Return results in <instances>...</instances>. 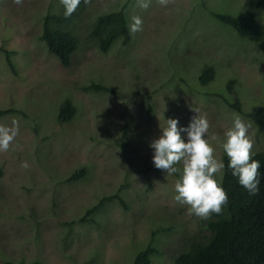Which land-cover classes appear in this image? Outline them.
Returning a JSON list of instances; mask_svg holds the SVG:
<instances>
[{"label": "rangeland", "instance_id": "374dc122", "mask_svg": "<svg viewBox=\"0 0 264 264\" xmlns=\"http://www.w3.org/2000/svg\"><path fill=\"white\" fill-rule=\"evenodd\" d=\"M257 1L151 0L141 9L137 0H88L70 28L78 48L64 67L39 39L43 16L59 12L60 0H0V111H15L0 114V123L15 119L19 126L9 150L0 152V264H132L149 243L156 249L151 264H174L191 236L209 235L205 219L173 199L180 173L154 167L149 141L165 119L186 126L203 115L208 143L221 159L224 132L238 114L251 125L253 151H264V134L246 117L264 106L263 54L212 16L251 12L264 40V8ZM124 3L129 23L133 15L142 18V31L103 53L89 36L90 24ZM206 65L215 76L202 86L198 77ZM91 84L112 92L96 93ZM66 99L76 115L59 124ZM235 99L240 113L231 106ZM79 168L85 176L67 181ZM114 193L124 204L109 201L92 222H76Z\"/></svg>", "mask_w": 264, "mask_h": 264}, {"label": "trees", "instance_id": "16d2710c", "mask_svg": "<svg viewBox=\"0 0 264 264\" xmlns=\"http://www.w3.org/2000/svg\"><path fill=\"white\" fill-rule=\"evenodd\" d=\"M83 4L82 0L77 10L69 17L63 15L62 6L59 12L48 11L42 18L39 39L44 43L47 51L54 55L64 67L70 64L71 56L78 48V39L70 28ZM256 6L264 8V0H258ZM212 16L219 23L233 30L237 36L254 43L264 57V40L261 37L258 22L251 12L244 11L236 16L213 13ZM128 24V6L124 3L115 11L97 16L90 24L89 36L97 49L106 53L119 41L122 45L130 42L131 34L128 31ZM4 53L7 66L15 73L9 52L4 51ZM214 76V69L209 65L204 66L198 77L200 85L204 86L213 81ZM262 80L264 83V64L262 65ZM233 82L231 80L227 83L230 92H233ZM89 89L96 93L112 92L111 89L101 84H91ZM231 106L240 113L241 109L237 99ZM11 112L15 111L7 109L0 111V114ZM75 115V106L66 99L59 106L57 123H70ZM246 117L252 122L255 133L264 134V106L252 107ZM125 130L126 128L123 133ZM221 159L225 163V169L220 173L219 181L228 194V203L223 206L220 214H212L205 219L203 229L208 231L209 235L206 237H201L199 234L191 236L190 242H185L182 250L174 256V264H264V167L260 169V191L255 195H249L247 190L238 183L237 178L231 174V170L227 168L228 157L225 153ZM253 159L259 160L264 165V151L256 152ZM85 174L86 170L79 168L71 173L67 181L82 179ZM112 200L124 204L117 193L104 196L94 206L86 209L76 222L79 224L92 222L93 213ZM155 254L156 249L149 243L135 255L132 264H151ZM1 264L13 263L4 261ZM31 264L42 263L34 261Z\"/></svg>", "mask_w": 264, "mask_h": 264}, {"label": "clouds", "instance_id": "9594fccd", "mask_svg": "<svg viewBox=\"0 0 264 264\" xmlns=\"http://www.w3.org/2000/svg\"><path fill=\"white\" fill-rule=\"evenodd\" d=\"M82 0H60L65 17L71 16ZM88 0H83L87 3ZM17 4L22 0H16ZM162 5L167 0H160ZM151 0H137L141 9H148ZM143 20L133 15L128 24L130 34L142 31ZM195 113L198 109L192 108ZM166 126L160 128L159 135L149 141L152 150V162L157 169L164 170L167 175L180 173L175 183L173 199L182 205H188L189 211L203 219L212 214H220L228 203V194L217 179V174L225 169L222 159L214 156V148L208 143L209 122L203 115H195L189 123L180 125L178 118H168ZM250 123L238 114L233 115L232 126L224 132V141L220 144L228 157L227 168L237 178L238 183L249 195L260 191L261 172L264 167L259 160L253 159V141L248 135ZM19 132L18 122L13 119L10 124L0 123V152L9 150ZM215 138V137H213ZM182 165V169L176 167ZM21 166L28 168V162Z\"/></svg>", "mask_w": 264, "mask_h": 264}]
</instances>
